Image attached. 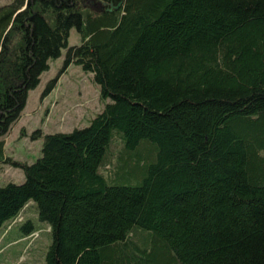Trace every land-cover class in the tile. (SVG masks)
Here are the masks:
<instances>
[{
	"label": "trees",
	"instance_id": "trees-1",
	"mask_svg": "<svg viewBox=\"0 0 264 264\" xmlns=\"http://www.w3.org/2000/svg\"><path fill=\"white\" fill-rule=\"evenodd\" d=\"M64 49L103 108L35 130L36 161L10 158L5 136ZM5 162L25 178L0 185V228L32 202L45 264H264V0L1 4Z\"/></svg>",
	"mask_w": 264,
	"mask_h": 264
},
{
	"label": "rangeland",
	"instance_id": "rangeland-1",
	"mask_svg": "<svg viewBox=\"0 0 264 264\" xmlns=\"http://www.w3.org/2000/svg\"><path fill=\"white\" fill-rule=\"evenodd\" d=\"M10 1L0 0V5ZM91 8L100 7L94 4ZM80 41V33L73 27L69 45ZM65 52L64 49L60 57L50 61V69L43 72L38 86L29 91L20 118L5 136V153L10 158L29 163L36 161L42 154L43 138L32 139L35 130L67 132L84 127L103 108L105 100L92 73L85 72L76 63L65 66ZM49 81L53 82V87L44 93ZM22 128L25 135L21 134ZM24 178L20 168L6 162L1 164L0 185L9 181L21 183ZM27 222L33 227L25 230L23 225ZM50 241L49 225L39 218L37 208L30 202L18 217L0 228V264H45Z\"/></svg>",
	"mask_w": 264,
	"mask_h": 264
},
{
	"label": "water",
	"instance_id": "water-1",
	"mask_svg": "<svg viewBox=\"0 0 264 264\" xmlns=\"http://www.w3.org/2000/svg\"><path fill=\"white\" fill-rule=\"evenodd\" d=\"M93 5H94V2L92 1L91 2ZM120 4H118L117 6H115L116 8H118V6H119ZM108 10H110L111 8H107Z\"/></svg>",
	"mask_w": 264,
	"mask_h": 264
}]
</instances>
